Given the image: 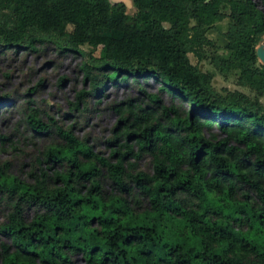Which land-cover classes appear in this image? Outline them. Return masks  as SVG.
<instances>
[{
    "label": "trees",
    "instance_id": "obj_1",
    "mask_svg": "<svg viewBox=\"0 0 264 264\" xmlns=\"http://www.w3.org/2000/svg\"><path fill=\"white\" fill-rule=\"evenodd\" d=\"M133 2L137 14L130 17L109 0H0V48L34 51L50 43L84 55L82 46H101L98 64L83 66L91 93L102 80L151 79L191 107L164 105L158 95L150 96L151 107H119L125 142L110 158L42 121L37 110L29 113L34 134L55 127L62 143L45 159L60 170L32 184L0 172V194L12 210L0 225L9 240L0 264H77V255L83 264H264V106L238 92L219 95L189 58L206 29L229 18L231 58L217 65L238 69L243 84L264 93L257 56L264 0L263 10L254 0ZM88 95L81 92L79 101ZM145 155L152 174L136 172ZM103 171L118 195L104 192ZM133 194L147 206L131 203ZM26 206L37 211L30 223L20 211Z\"/></svg>",
    "mask_w": 264,
    "mask_h": 264
},
{
    "label": "rangeland",
    "instance_id": "obj_2",
    "mask_svg": "<svg viewBox=\"0 0 264 264\" xmlns=\"http://www.w3.org/2000/svg\"><path fill=\"white\" fill-rule=\"evenodd\" d=\"M109 1L112 5H125L127 15L136 16L133 0ZM254 2L263 10L261 0ZM224 12L228 14V9ZM229 24L230 19L224 18L207 28L203 43L189 54L190 61L201 72L211 76L213 89L219 95L238 92L264 106V93L243 84L238 69L222 71L217 65L218 59L231 58L224 36ZM98 32L102 36L110 35L108 30L100 29ZM80 50L85 54L63 52L50 43L43 46L38 44L34 51L24 47L0 48V137L8 139L5 143L0 142L1 173L32 184L41 173L52 175L60 170L56 165L47 166L45 153L50 146L60 145L62 140L55 127L47 133L34 134L26 122L27 115L33 111H38L42 121H54L56 126L71 130L94 153L110 158L112 152L125 142L124 138H118L125 127L121 123V114L117 112L119 107L125 108L129 102L134 106L151 107L150 96L158 95L164 105L191 109L186 103L160 92L159 84L151 79L140 82L129 79L126 83L118 81L117 85L102 80L99 90L91 93L93 88L83 66H96L102 47L84 45ZM81 92L90 93L87 102L79 101ZM153 171L150 156L145 155L137 162L136 172L152 174ZM101 184L106 194H119L106 174L101 177ZM82 185L83 192L90 187L88 183ZM3 197L0 194V225L7 222L12 212ZM128 199L133 204L142 201V208L147 206L138 195ZM20 211L29 223L37 213L35 208L27 206ZM4 245H9V240L0 232V252ZM74 260L77 264L84 263L80 255L75 256Z\"/></svg>",
    "mask_w": 264,
    "mask_h": 264
},
{
    "label": "water",
    "instance_id": "obj_3",
    "mask_svg": "<svg viewBox=\"0 0 264 264\" xmlns=\"http://www.w3.org/2000/svg\"><path fill=\"white\" fill-rule=\"evenodd\" d=\"M257 56H258L259 60L261 61V63L264 65V41H263V44H261L257 48Z\"/></svg>",
    "mask_w": 264,
    "mask_h": 264
}]
</instances>
